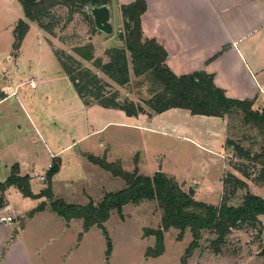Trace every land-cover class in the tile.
I'll use <instances>...</instances> for the list:
<instances>
[{
    "label": "rangeland",
    "instance_id": "rangeland-1",
    "mask_svg": "<svg viewBox=\"0 0 264 264\" xmlns=\"http://www.w3.org/2000/svg\"><path fill=\"white\" fill-rule=\"evenodd\" d=\"M89 7L84 9L85 13L76 12L72 17L69 14L70 9L63 6L52 9L47 19L42 22L53 26V34L49 35L37 23H33V29L28 37L26 36L27 40L24 43L26 48L24 57L17 60L19 51L13 49V31L20 20H25L24 12L17 0H0V92L7 91L8 81L14 79L17 70L10 69V63L15 64L16 61L30 65L32 72H37L36 75H30L34 82H40L42 79L38 73V69L42 68L44 83L37 85L35 82V88L31 86L27 88L29 101H24L20 96L17 98L21 100L23 109L17 106L16 98L0 107V148L3 149L6 145L9 147L5 158L0 159V183L9 177V173L3 171V161L22 162L21 158L28 161L38 159V168L45 172L48 164L53 165L54 162L46 149L52 146H66L72 138L73 129L71 125L69 126L71 119L66 116L71 111V106H74L76 92L71 84L57 79L55 72L61 70L60 64L50 51L43 53V31L53 53L65 51L74 55V48L92 44L95 48V57L101 59L103 63L108 62L106 56L108 49L124 46L119 39L120 31L123 29L119 28L121 13L113 8L114 33L108 37L96 30L93 18L88 13ZM81 61L85 67L97 73L99 78L110 85L106 88L107 91H118L122 101L134 102L150 113L145 102L153 97V87L145 77L135 76L131 64L130 83L120 87L97 70L93 62ZM31 82L33 80H30L29 85ZM3 85L5 87H2ZM59 97L64 103L59 102ZM58 114L64 115L63 120L60 117L59 120L56 118ZM41 117L45 120L42 125ZM76 126L77 123L74 125L75 134ZM5 127L9 130L3 133ZM229 127L233 130L229 131L228 137L235 143L253 153L260 151L264 142L263 136L250 126L244 125L241 116L230 120ZM134 139L131 130L109 127L103 135L93 136L67 152L63 156L67 171L55 183L54 199L80 206H87L91 201L98 205L107 194L125 189L126 183L123 179L94 166L87 156L106 158L109 163H117L122 158L123 170L133 173L138 168L137 153L134 159H130L129 153L131 146L134 145ZM153 143L158 148L150 152L147 160H143L140 175L151 177L155 172L153 170H158L157 168L162 166L163 173L188 180L189 186L198 190L195 198L197 201L218 206L222 198L223 178L226 172L244 179L233 169L234 165H241L251 174V180L244 179L251 193L264 199V188L254 187L256 184L253 182L260 173V165L240 159L231 148L223 157V152L211 153L183 141L165 140L161 136L153 139ZM107 151L109 155H106ZM155 153L157 157L154 160ZM78 155L80 157L86 155L87 159L79 160ZM77 160L79 161L76 165ZM45 183L34 177L30 182L31 190L38 192ZM230 191L232 189L228 187L226 193ZM244 194L245 190L237 191L229 204H241ZM39 200L25 197L16 186H12L7 190L8 204L1 209L0 214L25 218L37 208ZM44 201L48 202L45 198ZM162 217L163 211L155 201H144L138 205L128 204L124 206L122 215L116 210L112 211L110 219L104 225L112 243V252L109 256L103 229L94 226L85 232L82 220L66 222L49 208L37 214L32 220H26L23 240L29 243L35 252L38 250V254L36 253L38 264H182V258L193 241L189 230L186 231L183 240L178 241L180 231L171 228L164 233V254L158 258L147 256L148 250L155 248L156 238L146 236V230H160ZM259 219L264 228V215ZM20 221L22 223L24 220ZM216 239L213 233L204 232L200 247L188 259V264H264V258L260 257L261 246L264 245V230L248 226L236 230L226 237L219 254L215 253L212 244Z\"/></svg>",
    "mask_w": 264,
    "mask_h": 264
},
{
    "label": "trees",
    "instance_id": "trees-1",
    "mask_svg": "<svg viewBox=\"0 0 264 264\" xmlns=\"http://www.w3.org/2000/svg\"><path fill=\"white\" fill-rule=\"evenodd\" d=\"M21 5L25 20H20L13 31V49L19 51L30 30L29 22L37 23L49 35L53 34V26L43 22L50 15V11L63 6L69 10L70 17L76 12H84L91 0H17ZM112 0H96L97 6L111 5ZM123 19V29L119 35L123 43L122 48L106 51L107 63L95 57L92 44L74 48V55L65 51H54L63 72L69 78L79 98L86 106L99 105L105 109L123 111L129 117L141 114L159 115L172 109H184L194 116L219 117L227 119L228 134L232 131L229 121L237 117L242 118L244 125L258 131L264 139V109L255 110L254 102L229 99L225 92L218 88L213 76L203 71L184 76H176L168 67L167 51L154 39L144 37L142 17L147 12L145 0H136L120 6ZM43 21V22H42ZM93 24L94 21L92 20ZM93 62L94 67L112 82L120 87L130 83V64L136 77H145L153 87V97L145 102L150 110L147 113L142 106L134 102L122 101L118 91H107L110 87L98 74L85 67L82 61ZM130 61V63H129ZM7 95L0 92V101ZM226 150L231 148L240 159H246L253 164H259V175L253 179L256 186L264 188V142L259 152L245 150L227 138ZM88 160L102 170L121 178L126 188L115 193L107 194L102 202L95 205L92 201L87 206L68 204L64 200L54 199L52 179L59 172L60 163L54 160L52 168L47 174V187L38 195L32 193L30 177L20 176L18 165L12 167L8 179L0 183V210L8 204L6 192L8 188L16 186L25 197L41 199L39 207L31 211L27 218H32L39 212H44L49 206L50 211L57 214L66 222L82 220L84 230L88 232L94 226L103 229L107 244V256L112 252L111 239L105 229V223L110 219L111 212L116 210L120 215L124 206L138 205L144 201L157 202L163 211L162 227L155 231L146 230V236H155V248L149 249L147 256L158 258L165 252L164 233L174 228L180 231L177 240L181 241L187 230L192 234L193 241L189 245L182 264H188L195 250L200 247V240L204 232L213 233L217 239L212 242L215 253L221 252L220 247L225 244L227 236L245 226L264 230L259 217L264 215V199L251 193L245 180H251L248 169L241 165H234L233 169L244 179L234 173L226 172L223 178V194L218 206L208 205L195 200L193 193H186L181 186L166 174L159 171L154 176H142L136 169L133 173L123 170L121 163H109L106 158L87 156ZM228 187L232 189L226 193ZM239 190H245L241 204L230 205L231 198ZM260 257L264 258V245L261 246Z\"/></svg>",
    "mask_w": 264,
    "mask_h": 264
},
{
    "label": "crops",
    "instance_id": "crops-1",
    "mask_svg": "<svg viewBox=\"0 0 264 264\" xmlns=\"http://www.w3.org/2000/svg\"><path fill=\"white\" fill-rule=\"evenodd\" d=\"M134 1L136 0H112L111 11L113 12V8H115L120 12L121 5H127ZM145 1L147 12L142 17L144 37L156 40L167 51V65L176 76L203 71L213 76L214 84L222 89L229 99L253 101L255 110L264 109V0ZM29 25L30 33L33 23L29 22ZM119 28L120 30L123 28L122 16ZM45 34L43 31V53L50 51L54 55ZM26 40L27 38L23 41L18 52L17 60L24 57ZM10 64V69L17 71L14 73V79L8 81L7 91H1L7 95V98L0 101V107L7 101L16 98L17 106L23 109L21 100L17 98L20 96L24 101H29L26 92L30 86V80L34 81L30 75H36L37 72H32V67L24 63L16 61L15 64ZM60 69L55 72L57 79L63 83L71 84L61 66ZM38 71L42 79L40 82H35L37 85L39 83L43 85L42 68ZM76 96L74 106H71V111L66 116L71 119L69 123L73 129L71 141L63 147L52 146L46 149L50 159L60 163L59 172L52 179L53 191L57 180L67 171L63 156L89 138L103 135L109 127L133 131L134 145L131 146L129 153L130 159H134V155L137 153L139 174L144 164L143 160H147L150 152L158 148L153 143V139L159 136L165 140L183 141L211 153L223 152V157L227 154L225 144L228 138V123L225 118L194 116L184 109H172L159 115L141 114L138 117H129L121 110L105 109L99 105L86 106L77 93ZM59 99L60 103H64L61 97ZM59 117L63 120L64 115L56 116L58 120ZM40 119L42 125L45 120L43 117ZM76 123L75 134L74 125ZM8 130L5 127L3 133ZM102 146L103 144H101ZM8 152V145L3 149L0 148V159L3 160ZM83 154L89 155L87 152H83ZM106 155H109V151L106 152ZM154 155L153 159L155 160L157 153ZM85 157L78 155L77 158L82 160ZM21 159L22 162L18 160L3 161V171L10 175L12 167L18 165L20 176H29L30 182L34 177H37L45 183L52 164L49 163L47 170L43 172L38 168V159L29 161L25 158ZM79 160L75 162L76 165ZM122 160V158L119 159L121 164ZM157 169L153 170L155 172L152 176L164 170L162 166ZM167 176L173 178L184 192H192L194 198L197 197L198 190L192 189L188 180L178 179L170 174ZM46 187L47 183L40 191H32V193L38 195ZM250 189L252 190L251 186ZM43 199L39 200L40 203L37 207L43 203ZM41 213L43 212L37 214ZM37 214L29 219L0 214V264H38V250L35 252V249L23 240L26 222L32 220ZM20 220L24 221L20 223ZM4 221L6 222L4 223Z\"/></svg>",
    "mask_w": 264,
    "mask_h": 264
},
{
    "label": "water",
    "instance_id": "water-1",
    "mask_svg": "<svg viewBox=\"0 0 264 264\" xmlns=\"http://www.w3.org/2000/svg\"><path fill=\"white\" fill-rule=\"evenodd\" d=\"M88 13L92 16L96 30L105 36L114 33L112 11L109 5L97 6L96 0H91ZM6 221H4L5 223Z\"/></svg>",
    "mask_w": 264,
    "mask_h": 264
},
{
    "label": "built area",
    "instance_id": "built-area-1",
    "mask_svg": "<svg viewBox=\"0 0 264 264\" xmlns=\"http://www.w3.org/2000/svg\"><path fill=\"white\" fill-rule=\"evenodd\" d=\"M35 85H36V84H35L34 81L30 83V86H32V87H34ZM50 168H52V165L50 166Z\"/></svg>",
    "mask_w": 264,
    "mask_h": 264
},
{
    "label": "bare ground",
    "instance_id": "bare-ground-1",
    "mask_svg": "<svg viewBox=\"0 0 264 264\" xmlns=\"http://www.w3.org/2000/svg\"><path fill=\"white\" fill-rule=\"evenodd\" d=\"M32 87V86H31Z\"/></svg>",
    "mask_w": 264,
    "mask_h": 264
}]
</instances>
